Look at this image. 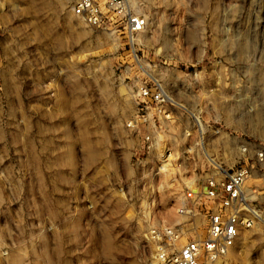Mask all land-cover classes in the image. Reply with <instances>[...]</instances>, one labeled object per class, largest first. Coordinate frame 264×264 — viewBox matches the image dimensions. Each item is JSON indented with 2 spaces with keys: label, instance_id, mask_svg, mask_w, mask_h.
Segmentation results:
<instances>
[{
  "label": "rangeland",
  "instance_id": "1",
  "mask_svg": "<svg viewBox=\"0 0 264 264\" xmlns=\"http://www.w3.org/2000/svg\"><path fill=\"white\" fill-rule=\"evenodd\" d=\"M135 1L148 26L131 39L74 0H0V264H153L148 232L174 222L179 191L138 184L140 86L191 87L241 131L264 125V0ZM227 264H264L263 222Z\"/></svg>",
  "mask_w": 264,
  "mask_h": 264
},
{
  "label": "built area",
  "instance_id": "2",
  "mask_svg": "<svg viewBox=\"0 0 264 264\" xmlns=\"http://www.w3.org/2000/svg\"><path fill=\"white\" fill-rule=\"evenodd\" d=\"M72 13L94 29L120 26L131 39L148 26L135 0H74ZM193 91L142 85L127 123L143 138L138 184L155 192L162 179L179 191L174 222L157 220L148 232L153 264H227L243 233L264 225V190L247 185L255 165L264 172V125L241 131L230 114L187 95Z\"/></svg>",
  "mask_w": 264,
  "mask_h": 264
}]
</instances>
